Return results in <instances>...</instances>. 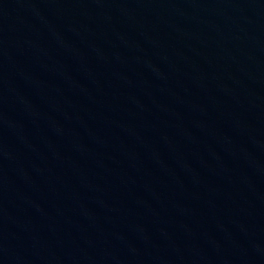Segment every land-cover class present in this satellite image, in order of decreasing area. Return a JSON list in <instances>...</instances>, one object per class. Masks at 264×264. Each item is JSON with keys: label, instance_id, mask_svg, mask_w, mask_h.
I'll return each instance as SVG.
<instances>
[{"label": "water", "instance_id": "1", "mask_svg": "<svg viewBox=\"0 0 264 264\" xmlns=\"http://www.w3.org/2000/svg\"><path fill=\"white\" fill-rule=\"evenodd\" d=\"M0 264H264V0H0Z\"/></svg>", "mask_w": 264, "mask_h": 264}]
</instances>
